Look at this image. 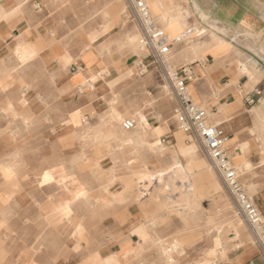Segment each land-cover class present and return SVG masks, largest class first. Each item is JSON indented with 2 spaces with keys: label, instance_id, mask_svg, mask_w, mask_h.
<instances>
[{
  "label": "crops",
  "instance_id": "1",
  "mask_svg": "<svg viewBox=\"0 0 264 264\" xmlns=\"http://www.w3.org/2000/svg\"><path fill=\"white\" fill-rule=\"evenodd\" d=\"M83 1L0 0V264L171 259L160 246L154 249L158 218L125 184L134 175L143 177L146 163L160 169V162H146L143 145L129 146L118 127L110 151L82 154L78 117L90 133L105 129L99 119L109 107L108 84L127 82L123 77L135 63L116 53L128 43L127 31L113 32L91 21L94 12L81 9ZM169 1L157 0L153 18L170 31L174 27L164 14L182 25L170 39L181 37V44L195 29L201 32L193 39L200 41L194 46L199 51L182 50L175 69L187 67L190 95L208 113V123L223 129L231 162L258 163L259 168L264 158V0ZM82 18H89L83 26ZM210 24L224 33L216 32L220 40L205 33ZM121 96L126 106L145 114L143 94L134 99L122 90ZM118 109L121 115L134 111ZM155 112V107L146 111ZM145 123L165 129L149 116ZM258 254L247 249L234 262H256Z\"/></svg>",
  "mask_w": 264,
  "mask_h": 264
},
{
  "label": "rangeland",
  "instance_id": "2",
  "mask_svg": "<svg viewBox=\"0 0 264 264\" xmlns=\"http://www.w3.org/2000/svg\"><path fill=\"white\" fill-rule=\"evenodd\" d=\"M153 2V0H147L152 17L156 12ZM81 9H91L95 16L91 21L101 24L104 28H114L113 32L121 29L127 31L125 38L128 43L123 50H117L116 53L132 57L135 62L123 77L129 79L127 82L118 87H114L117 81L108 84L111 98L107 100L109 106L107 112L99 119L106 123L103 126L105 129H100L101 134L104 136H107L106 133L114 134L113 128L118 127L121 137L125 140L133 139L134 136H144L147 143L159 146L158 149H150L148 145L145 146L146 148L143 146L146 162H151L152 158L157 159L160 162V169L167 172L172 169L173 161L177 160L183 168L180 172L169 171L174 174L169 173L164 181H160L158 185L155 183L156 186L151 187L149 181L144 184V179L150 180L152 172L158 169L154 166L155 163H150L151 167H148L146 163L143 177L134 175L125 183L126 187L143 203L146 211L158 218V224L153 231V234L157 236L154 249L158 250L160 244L168 249L178 244L179 247L174 255L175 262L172 264H235L236 256L247 249H254L259 254L256 262L246 264L264 262V251L260 247L259 239L253 235L239 215L234 199L203 152L201 143L194 137L180 132L172 119V110L175 106L172 72L175 69V60L182 50H191L194 46H198L200 41H193V39L201 35V32L195 29L188 34V39L184 43L175 44L169 59L165 62L155 61L151 55L139 49L141 31L133 21L128 0H84ZM88 20L89 18H82L81 25L83 26ZM163 26L160 27L169 38H175L183 30L172 33ZM216 32L224 35L211 24L205 33L210 39L217 41L220 37ZM72 36V34H66V37L70 39ZM140 61H142L141 64H138ZM90 78L97 79V76L92 74ZM142 79H149V82H142ZM152 79L156 81L157 88L151 87ZM122 90L128 92V95L134 99L138 95H144L145 114L142 113L141 108L126 106L121 96ZM119 107L134 111L121 115L118 112ZM154 107L157 112L154 115H147V109L152 110ZM110 111L118 116L117 122L111 121ZM138 112L142 113L144 120L147 116L150 117V121L156 119L165 129L152 128V125L148 126L145 123L146 127L143 131L137 118ZM125 119H135L138 129L123 132L120 124ZM81 121L82 118L79 116L77 123L82 127L80 134L82 154L85 155L88 151L96 149L110 151L109 144L115 137L110 135L103 137L98 136V133H90L84 128L86 124ZM107 121L110 123L107 124ZM154 125L157 126V123ZM161 135L166 138L167 144H162ZM127 144L134 145L128 141ZM189 145L197 147L196 154L191 158H185L181 156L180 150ZM260 147L264 148V145ZM246 148L247 145L242 146L243 151ZM258 165L257 163L250 168L243 166L242 169H238V164H233L243 190L254 198L256 205L264 214V163H260L259 168H257ZM215 241H219V246L217 250L211 252L215 249ZM151 264L171 263L158 256L151 260Z\"/></svg>",
  "mask_w": 264,
  "mask_h": 264
},
{
  "label": "built area",
  "instance_id": "3",
  "mask_svg": "<svg viewBox=\"0 0 264 264\" xmlns=\"http://www.w3.org/2000/svg\"><path fill=\"white\" fill-rule=\"evenodd\" d=\"M128 2L141 30L140 51L147 52L155 61L168 60L173 46L180 42L181 38L170 39L166 35L152 17L147 0H128ZM172 76L173 96L176 100L172 118L176 128L184 135L192 136L201 143L203 152L234 199L239 215L253 235L259 239L260 247L264 251V214L256 205L254 198L243 190L237 170L228 156L223 129L210 125L208 113L193 101L186 85V79L190 76L187 67L174 69ZM254 102V99H247L248 105H253ZM136 126L135 119H125L120 124L123 132H130ZM165 140L162 138L161 142L164 143Z\"/></svg>",
  "mask_w": 264,
  "mask_h": 264
},
{
  "label": "bare ground",
  "instance_id": "4",
  "mask_svg": "<svg viewBox=\"0 0 264 264\" xmlns=\"http://www.w3.org/2000/svg\"><path fill=\"white\" fill-rule=\"evenodd\" d=\"M161 1V0H160ZM169 1V0H168ZM170 2V1H169ZM160 3V2H159ZM152 5L155 7V9H156V11L159 9V7H158V2H157V0L156 1H154L153 3H152ZM170 6H172V5H170ZM170 8V7H169ZM165 9V8H164ZM168 9V8H167ZM150 10V9H149ZM151 12V11H150ZM188 13V12H187ZM164 19L166 20V21H168V22H170L171 23V25H172V27H174V31H172V33H174V32H180V30H182L183 28H182V25H180V23L178 22V21H175L173 18H169L168 17V14L166 13V14H164ZM167 23V22H166ZM165 32V31H164ZM185 36V35H184ZM199 50H197L196 48H192V52L193 53H197ZM21 54H22V58H24V52H21ZM241 60V59H240ZM242 61V60H241ZM165 62V61H164ZM244 65V64H243ZM248 79V78H247ZM211 91V90H210ZM208 94V93H207ZM206 94V95H207ZM257 108V107H256ZM221 109V108H220ZM260 109V108H259ZM258 110V109H257ZM263 110V109H262ZM261 110V111H262ZM259 113H260V111H259ZM259 115H261V114H259ZM137 118H138V121H139V124H140V127H141V129L144 131L145 130V127H146V125H145V120H144V117H143V115H142V113L141 112H138L137 113ZM256 116V115H255ZM263 116V115H262ZM261 116V117H262ZM109 117H110V119H111V121L112 122H117V119H118V116L113 112V111H110L109 112ZM263 118V117H262ZM256 119V118H255ZM264 119V118H263ZM260 120V119H259ZM101 121V120H100ZM102 123H103V126L106 124H104V120H102L101 121ZM108 123H110L109 121H107V124ZM112 124V123H111ZM136 129H138L137 128V126H136V128L134 129V130H136ZM252 129V128H251ZM134 130H132V131H134ZM259 130V129H258ZM132 131H130V132H132ZM95 132L96 133H98V136H100V134H101V132L102 131H100V129H97V130H95ZM142 132V131H141ZM260 132V131H259ZM108 135H110V136H114L115 138H117L118 139V137L116 136V135H114L113 133H108ZM122 136V135H121ZM124 141H128L129 143H132V144H134L135 146L136 145H143L144 147L146 146V145H148L147 147H150V149H158L159 148V146L157 145H153V143H147L146 142V140H145V137L144 136H134L133 137V139H128V140H124ZM260 142V141H259ZM262 142L264 143V128H263V130H262ZM197 143V142H196ZM198 145V144H197ZM146 148V147H145ZM180 150V149H179ZM196 150H197V147L195 146V145H189V146H187V147H185V148H181V150H180V154H181V156H183V157H193L195 154H196ZM263 155H264V148H262V152H261ZM235 158H236V156H235ZM184 160V159H183ZM174 162V164L172 165V169H170L169 171H171V170H178L179 172L180 171H183V168H182V166L180 165V163H179V161H177V160H174L173 161ZM261 164L262 163H264V158L262 159V161L260 162ZM243 166H245V167H247V168H250L251 167V165H250V163L248 162V161H243L241 164H239L237 167H238V169H242V167ZM169 171H164V170H161V169H158V170H156L155 172H152V176L150 177V180H147V179H144V184H146V181H149V183H150V186L152 187V186H156V185H158L159 184V182L160 181H164V178H165V176L166 175H168L170 172ZM173 173V172H172ZM172 173H170L171 175H173ZM173 177V176H172ZM155 183H156V185H155ZM164 185V184H163ZM146 193V192H145ZM186 213V212H185ZM150 216H151V214H150ZM152 217V216H151ZM150 221H152V218H150ZM154 223H155V221H154ZM220 234V233H219ZM222 235V234H221ZM217 236V235H216ZM256 237V236H255ZM219 242V241H218ZM217 241H215L214 242V248L215 249H212L211 250V252H214L215 250H217L216 248L219 246V243H218ZM221 246V245H220ZM160 247H161V249H162V251L164 252V254L165 255H167L168 257H170L171 259L169 260V263H174L175 261H174V255L176 254V251H177V249H178V247H179V245L178 244H175V245H173L170 249H168V248H166V247H164L162 244H160ZM210 251V250H209ZM210 252V253H211ZM213 256H214V254H213ZM212 257V256H211ZM210 257V258H211ZM215 257V256H214ZM209 258V259H210ZM208 259V258H207ZM199 261V260H198ZM207 262V261H206ZM196 264V263H195ZM199 264V263H198Z\"/></svg>",
  "mask_w": 264,
  "mask_h": 264
}]
</instances>
